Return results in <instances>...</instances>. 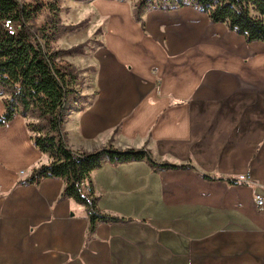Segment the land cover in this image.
<instances>
[{"label":"crops","instance_id":"crops-1","mask_svg":"<svg viewBox=\"0 0 264 264\" xmlns=\"http://www.w3.org/2000/svg\"><path fill=\"white\" fill-rule=\"evenodd\" d=\"M85 4L106 25L79 61L95 70L68 103L70 147L194 168L104 163L92 173L99 206L125 220L89 234L85 206L59 200L62 179L19 184L51 161L19 115L0 126V264H264V42L191 5L149 7L143 25L131 0Z\"/></svg>","mask_w":264,"mask_h":264},{"label":"trees","instance_id":"trees-1","mask_svg":"<svg viewBox=\"0 0 264 264\" xmlns=\"http://www.w3.org/2000/svg\"><path fill=\"white\" fill-rule=\"evenodd\" d=\"M186 5L205 12L213 23L226 24L229 30L244 36L247 43L264 42V0H138L135 17L143 23L142 15L149 7L175 9ZM43 8L45 4L40 1L0 0V96L5 104L0 126L19 115L27 119L34 144L42 153L49 154L51 161L33 168L19 184L39 185L46 178L62 179L65 186L59 200L71 198L85 206L92 234L99 223L125 220L105 213L99 206L92 173L104 163L146 159L158 169L194 167L191 163L158 164L146 149L122 150L109 145L82 152L70 147L63 125L66 106L77 94L78 78L70 65L58 61L62 52L52 49V42L59 35L55 7L50 22L35 28L33 21ZM228 181L237 183L235 179Z\"/></svg>","mask_w":264,"mask_h":264},{"label":"rangeland","instance_id":"rangeland-1","mask_svg":"<svg viewBox=\"0 0 264 264\" xmlns=\"http://www.w3.org/2000/svg\"><path fill=\"white\" fill-rule=\"evenodd\" d=\"M21 1L26 3L40 1L45 4L43 11L33 21L35 28L41 27L50 22L52 16L55 14V10H53V7H55L56 12L59 15V21L57 22L59 26V35L56 40L52 42V49L55 51H61L62 54L59 56L58 61L70 65L74 70L78 78L76 85L80 86L81 80H83L84 83L89 82V80H84V78L89 77L91 79L95 68L93 66L82 67V65H79V61L82 59L81 55H85L88 53V49L100 43L98 35L102 33V30L106 25V18L103 17L100 19L96 7L93 4H85L87 0ZM137 3L138 0H131L134 17ZM80 39L82 41H78ZM75 48L78 49L75 50ZM80 90L81 87H79V91ZM81 94L79 93V99H83ZM68 106L70 105H67L66 107L68 108ZM21 174L26 175V171H21Z\"/></svg>","mask_w":264,"mask_h":264},{"label":"built area","instance_id":"built-area-1","mask_svg":"<svg viewBox=\"0 0 264 264\" xmlns=\"http://www.w3.org/2000/svg\"><path fill=\"white\" fill-rule=\"evenodd\" d=\"M9 23L6 24V26L9 27ZM11 29V27L9 28ZM23 173V172H22ZM239 181L243 182L247 180V177L245 175H241L238 179ZM255 204L259 209H264V195H256L255 196Z\"/></svg>","mask_w":264,"mask_h":264}]
</instances>
